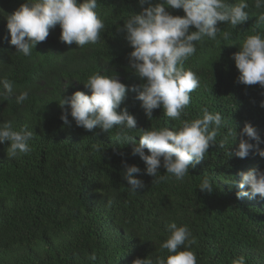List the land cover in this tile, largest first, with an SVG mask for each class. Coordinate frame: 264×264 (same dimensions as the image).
Instances as JSON below:
<instances>
[{
	"label": "trees",
	"instance_id": "16d2710c",
	"mask_svg": "<svg viewBox=\"0 0 264 264\" xmlns=\"http://www.w3.org/2000/svg\"><path fill=\"white\" fill-rule=\"evenodd\" d=\"M25 2L0 0V79L14 83L12 94L0 88L4 93L0 96V123L11 121L15 130L27 125L34 133L28 154L10 158V142L0 144V264H132L136 258L154 260L168 255L160 247L167 238L168 222L189 228L196 240L190 250L197 264H232L239 256L246 264H264V199L258 195L237 198L238 192L247 191L237 186L238 173L264 170V158L253 153L243 159L229 156L236 144L231 137L226 138L227 128L237 126L239 132L250 122L264 141V109L259 107L264 89L258 84L236 83L239 73L231 59L248 35H264V24L257 25V16L264 9H256L254 0H247L246 22L237 28L222 22L217 25L231 33L228 40L222 35L216 41L205 38L185 61L184 67L197 74L200 85L190 94L181 119L199 118L207 107L222 115L226 127L182 181L169 176L156 183L145 174L146 166L139 156L132 155V143L117 139V129L109 133L99 128L87 131L74 121L67 127L60 119L61 98L77 91L91 95L83 83L94 72L115 75L129 88L144 82L129 65L133 49L126 34L118 30L129 14L142 11L138 0H98L96 11L105 28L97 43L83 47L65 44L59 39L57 25L28 57L16 53L10 44L6 21V15ZM156 3L159 0H152L153 6ZM168 11L174 16L185 15L182 9ZM22 91L28 92V98L17 104L15 97ZM137 95L128 91L117 109L127 108L137 121V129L173 130L180 126V120L165 116L162 108L154 109L148 119ZM134 139L139 142V136ZM221 140L224 148L219 146ZM260 148L264 149V143ZM145 154H149L147 149ZM122 160L141 169L137 179L144 187L136 193L123 180ZM159 172L166 174L162 167ZM204 176L213 184L211 194L198 189ZM93 254L95 261L90 259Z\"/></svg>",
	"mask_w": 264,
	"mask_h": 264
},
{
	"label": "clouds",
	"instance_id": "9594fccd",
	"mask_svg": "<svg viewBox=\"0 0 264 264\" xmlns=\"http://www.w3.org/2000/svg\"><path fill=\"white\" fill-rule=\"evenodd\" d=\"M138 2L142 11L129 14L118 30L126 34L125 39L133 49L128 56L129 65L144 82L129 88L115 75L94 72L83 83L91 95L77 91L67 98H61L60 119L67 127H71L74 121L75 126L87 131L99 128L109 133L117 129V139L132 143V155L139 156L144 162L145 174L153 177V182L159 183L169 176L182 181L189 175L190 168L205 158L209 147L217 143L220 129L226 127L222 115L210 112L207 107L202 109L199 118L181 119L190 104V94L200 85L197 74L184 67L185 61L196 53L197 42L205 38L216 41L222 35L224 40H228L231 33L221 31L218 23L233 28L242 25L249 18L246 11L249 4L247 0H236L234 4L229 0H159L154 6L152 0ZM254 6L264 9V0H254ZM97 7L98 0H26L13 13L6 15L10 44L15 46L16 53L31 56L36 45L45 41L49 30L57 25L61 29V42L68 45L75 43L79 47L95 44L105 28ZM169 8L182 9L185 15L174 16L168 11ZM257 17V25L264 24V11ZM231 59L239 73L236 83L248 86L258 84L264 89V35L259 32L248 35ZM0 88L12 94L14 83L7 78L0 79ZM128 91L138 93L136 99L142 102L141 107L148 119L151 120L154 109L162 108L165 116L180 120V126L173 130L167 127L137 129V121L127 108L117 111ZM3 94L0 92V96ZM28 95L27 91L20 92L15 97L16 103L23 104ZM259 107L264 109V100H261ZM69 115L72 120H69ZM132 131L139 134L129 135ZM33 136V131L27 125L15 130L11 121L0 123V144L10 142L7 148L10 158L28 154L31 151L29 141ZM135 136H139L138 143ZM227 137H231L233 144H236L235 150L228 152L229 156L243 159L253 153L264 158V149L260 148L264 141L250 122H245L239 132L237 126L227 128ZM219 146L224 148V140L219 142ZM145 149L149 154H145ZM122 167V177L128 189L133 193L142 189L144 184L137 179L141 169L124 160ZM161 167L166 170L165 175L160 174ZM238 175L240 181L237 186L247 188V191L238 192L237 198L254 199L258 195L264 199V170L250 169ZM198 189L208 194L214 191L207 176H204ZM165 228L167 238L160 247L167 250L168 255L157 256L154 260L136 258L132 264H197V257L190 250L196 240L189 228L186 225L178 226L175 222L166 223ZM90 259L95 261V254ZM232 264H246V261L239 256L232 260Z\"/></svg>",
	"mask_w": 264,
	"mask_h": 264
}]
</instances>
